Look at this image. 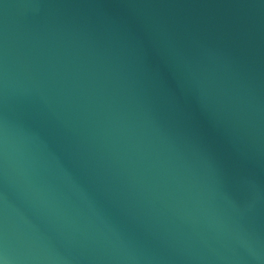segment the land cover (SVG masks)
I'll use <instances>...</instances> for the list:
<instances>
[{
	"label": "water",
	"instance_id": "water-1",
	"mask_svg": "<svg viewBox=\"0 0 264 264\" xmlns=\"http://www.w3.org/2000/svg\"><path fill=\"white\" fill-rule=\"evenodd\" d=\"M0 264H264V0H0Z\"/></svg>",
	"mask_w": 264,
	"mask_h": 264
}]
</instances>
